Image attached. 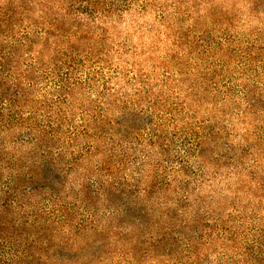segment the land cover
<instances>
[{"label": "rangeland", "instance_id": "374dc122", "mask_svg": "<svg viewBox=\"0 0 264 264\" xmlns=\"http://www.w3.org/2000/svg\"><path fill=\"white\" fill-rule=\"evenodd\" d=\"M0 252L264 264V0H0Z\"/></svg>", "mask_w": 264, "mask_h": 264}, {"label": "trees", "instance_id": "16d2710c", "mask_svg": "<svg viewBox=\"0 0 264 264\" xmlns=\"http://www.w3.org/2000/svg\"><path fill=\"white\" fill-rule=\"evenodd\" d=\"M90 196V195H89ZM30 224V223H29ZM40 226V225H39ZM0 255H1V252H0ZM6 256V255H5Z\"/></svg>", "mask_w": 264, "mask_h": 264}]
</instances>
